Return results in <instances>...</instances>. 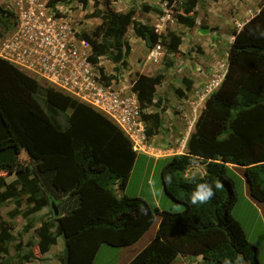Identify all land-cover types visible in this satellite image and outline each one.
<instances>
[{"label":"trees","instance_id":"trees-1","mask_svg":"<svg viewBox=\"0 0 264 264\" xmlns=\"http://www.w3.org/2000/svg\"><path fill=\"white\" fill-rule=\"evenodd\" d=\"M59 1L49 0L48 4L55 8ZM80 1L85 7V2ZM103 3L102 10L100 1L95 0V10L89 15L100 17L101 23L91 32L78 34L91 43L94 61L108 54L116 63L115 71L120 73V65L126 67L129 63L131 46L124 37L131 26L148 48L162 43L170 53L179 50L182 43L179 34L170 32L168 41L167 36L159 41L154 26L132 19L134 9L119 12L111 0ZM198 3L199 0H186L177 20L195 26ZM152 9L149 5L145 7L146 11ZM14 22V14L0 7V36L12 30ZM233 36L224 78L205 100L194 131L187 139V151L169 156L162 167L164 190L172 199L185 204L182 211L158 207L154 210L145 198L124 194L122 190L128 184L138 153L121 129L90 106L42 86L37 79L0 58L27 90L22 99L0 69V207L11 200L15 206L9 215L28 219L48 205L40 175L74 201L67 212L56 203L58 215L51 208V217L42 218L35 227L42 254L50 251L62 236L61 264H94L103 243L120 247L136 243L154 224L157 211L161 218L155 236L127 264H173L178 255H201L203 264H223L225 258L232 264H239L240 260L261 264L257 245L248 239L242 223L232 212L238 191L230 164L244 169L250 196L264 202V0L259 11L240 30H234ZM121 37L123 46L115 50L117 44L112 41ZM100 72L106 84L117 79L115 74L108 75L104 66ZM164 79V73L137 72L132 81L131 88L137 94L146 125L150 124L149 139L165 131L160 111L144 112L156 103L157 85ZM184 83L185 89L175 90L179 97H186L192 90V79L184 78ZM29 94L42 100L46 117ZM69 110L65 123L61 124L57 117ZM21 150L29 159V165L24 167L20 163ZM196 159L205 162L203 178L213 186L221 184L219 189L214 187V197L203 205L191 204L195 184L183 174ZM2 172H13L15 178L8 181ZM168 175L173 177L171 184L164 181ZM116 184L121 191L119 197ZM104 198L109 200L108 204H95H102ZM85 199L90 200L83 202ZM34 225L28 220L24 229L29 231ZM10 230L11 226L0 218V255L10 253V244L15 239ZM21 245L20 242L18 247ZM33 255L18 254V261L8 264H35Z\"/></svg>","mask_w":264,"mask_h":264},{"label":"rangeland","instance_id":"rangeland-1","mask_svg":"<svg viewBox=\"0 0 264 264\" xmlns=\"http://www.w3.org/2000/svg\"><path fill=\"white\" fill-rule=\"evenodd\" d=\"M94 1L83 0L85 2V7H83L80 0H61L53 9L57 16L65 17L74 30L81 34L83 32H91L102 21L100 17L89 16L95 10ZM99 1L101 3L99 8L103 10L104 0ZM111 1L116 11L128 12L130 9H134L135 13L132 15V19L154 26L159 36V41L163 36H167L166 40L168 41L170 32L179 34L182 38V43L177 52H168L162 43H158L153 49H150L146 46L144 40L136 35L131 26L124 37L131 46V56L130 58L128 56L130 59V61L128 59V65L126 67L120 65L121 72L117 73L114 69L116 63L110 59L108 54L99 57L98 61L103 64L108 75L115 74L117 76V79H113L116 85L125 88H129L132 85L138 61L142 62V64H149L148 66L151 67L154 65L155 69L152 67L154 74L159 72L165 74L164 81L156 90V103L144 110V112L160 111L165 128L164 133L150 138L153 149L148 154H153L152 156H172L184 153L187 151V139L190 133L194 131L195 122L205 105V100L220 85L216 86L214 80L217 79L221 83L223 78L232 31L239 28L240 24L248 16L254 14V10L257 6H260L262 0H199L195 9L196 25L193 27L180 23L176 17L177 14L183 12L186 0H172V2L170 0ZM7 4L8 0H0V7L6 9ZM147 5L153 9L146 11L145 7ZM123 40V37H121L112 41L117 44L115 50L122 48ZM158 46L161 47L158 48ZM156 51H158L157 58L150 57ZM169 62H172V64L170 65ZM145 67L146 65H144ZM0 69L10 86L24 99L23 97L24 94L27 95V90L14 78L12 71L2 61H0ZM184 78L196 81L195 83L193 82L192 90L187 92L186 97H179L175 90L176 88L185 89ZM29 96L38 106L40 113L46 117L47 113L42 100L35 94H29ZM69 113L70 110L61 113L57 117L61 124L65 123ZM148 124L149 122L146 128L150 126ZM153 138H155V141H153ZM20 160L22 167L29 165V159L22 150L20 151ZM164 163V161L155 162L151 158L139 155L132 168L128 184L122 192L130 196L145 198L154 210L158 207L160 210L182 211L185 208V204L172 199L164 190L162 179ZM185 173L188 176H192L193 173L196 176L204 175L205 162L201 159H196L183 172L184 176ZM232 173L236 179L238 191V199L233 206V215L240 219L248 233L249 240L258 241L262 245L259 251L260 256H258L261 264H264V202L257 201L250 196L242 167H232ZM1 174L9 181L15 178L13 172H2ZM40 178L45 184L46 197L50 201L40 211L31 214L28 219L22 215L12 218L9 215V211L15 206L13 201L10 200L0 207V218L6 220L11 226L10 231L15 237L10 244V253L0 255V261L5 264L16 263L18 261L17 255H23L27 252L34 254L33 260L35 264H61L59 256L64 250L62 236L58 238V243L52 246L50 251L42 254L38 249L35 227L39 226L42 218L51 217L52 202L57 201L58 205L61 206L60 209L63 212H67L74 205V201L68 198V195H64L54 189L44 175H40ZM153 185L155 191L150 189V186ZM114 188L117 192L116 194H121L118 186H114ZM94 194L102 195V193ZM104 199L102 204L94 203L97 206L108 204L109 200ZM89 200L85 199L83 202ZM26 208L27 206L24 204L22 209L25 210ZM160 218V214L155 211L154 224L133 245L120 247L103 243L96 255L94 264H127L153 239ZM28 220L35 225L29 231H26L24 226ZM20 242L22 247L19 248L18 244ZM180 263L181 256L177 257L173 262V264Z\"/></svg>","mask_w":264,"mask_h":264},{"label":"built area","instance_id":"built-area-1","mask_svg":"<svg viewBox=\"0 0 264 264\" xmlns=\"http://www.w3.org/2000/svg\"><path fill=\"white\" fill-rule=\"evenodd\" d=\"M49 0H8L13 29L0 36V58L103 114L131 141L134 151L151 153L146 121L136 92L101 80L91 43L68 20L57 16ZM161 46H158L160 48ZM158 51L151 57L157 58ZM101 57V56H99ZM214 84L218 86L219 80Z\"/></svg>","mask_w":264,"mask_h":264},{"label":"crops","instance_id":"crops-1","mask_svg":"<svg viewBox=\"0 0 264 264\" xmlns=\"http://www.w3.org/2000/svg\"><path fill=\"white\" fill-rule=\"evenodd\" d=\"M255 12H254V14L255 13H257L258 11H259V6H257L256 7V9L254 10ZM253 14V15H254ZM253 15H250V16H248L247 17V19L243 22V23H241L240 24V27L239 28H237L236 30H240L242 27H243V24L247 21V20H249ZM234 31V30H233ZM233 31H232V36H231V39H230V41H229V45H228V49H229V46H230V44H231V42L233 41V39H234V36H233ZM130 56H131V54L129 55V58H130ZM150 57H151V55H150ZM149 57V58H150ZM128 58V59H129ZM150 59H152V58H150ZM129 61H130V59H129ZM153 61H154V59H153ZM155 63V62H154ZM130 64H131V62H130ZM144 65H146V67L144 68ZM149 64H142V62H139L138 61V63H137V68H136V70H135V76H136V73L137 72H141V73H144V74H147V75H155L154 74V71H153V68L152 67H154V65H152V67L151 66H148ZM227 65H228V52H227V58H226V63H225V67H226V69H225V71H224V74H225V72H226V70H227ZM154 69H155V67H154ZM159 73H161V72H159ZM157 74V73H156ZM223 77H224V75H223ZM135 78V77H134ZM223 79V78H222ZM195 81L196 80H193V82L195 83ZM161 84H159V85H157V87L158 86H160ZM161 133H164V131L163 132H160L159 134H161ZM158 135V134H157ZM156 136V135H155ZM177 137V136H176ZM153 141H155V138H153ZM139 155H142V156H145V157H148V158H151V159H153L155 162H159V161H166V159L169 157V156H152L153 154H148V153H139L138 154V156ZM137 156V157H138ZM136 160H137V158H136ZM136 162V161H135ZM230 166H232L233 167V165L232 164H230ZM187 170V169H186ZM187 172V171H186ZM206 172V171H205ZM185 176H188L186 173H185ZM9 181V180H8ZM116 186H118L117 184L115 185V187ZM118 195V194H117ZM121 194H119L117 197H119ZM55 202H57V201H55ZM57 204H58V202H57ZM239 219V218H238ZM239 221H240V219H239ZM241 222V221H240ZM244 229H245V227H244ZM245 231H246V229H245ZM246 234H247V236H248V233H247V231H246ZM249 239V238H248ZM251 241V240H250ZM252 243H254V244H256L257 245V247H258V250L260 251L261 250V248H262V245L260 244V243H258V241H251ZM259 251H258V255L260 256V253H259ZM179 256H181V263L180 264H203V257L201 256V255H197V256H182V255H178L177 257H179ZM176 257V258H177ZM175 258V259H176ZM174 259V260H175ZM239 264H249L248 262H246V261H244V260H241L240 262H239Z\"/></svg>","mask_w":264,"mask_h":264},{"label":"clouds","instance_id":"clouds-1","mask_svg":"<svg viewBox=\"0 0 264 264\" xmlns=\"http://www.w3.org/2000/svg\"><path fill=\"white\" fill-rule=\"evenodd\" d=\"M189 179L192 183L195 184L194 190L192 191V193L190 195V201H191V204H193V205H203V204L207 203L215 195L214 187L216 189H219L221 187L220 183H216L213 186V184H211L207 180H205L202 175L200 176L199 181H198L195 173H193V175L190 176ZM164 181L167 184H171L173 182V177L171 175H168V176L164 177ZM150 189L152 191H155L154 185L150 186ZM140 211L143 213V212H145V209L142 207L140 209ZM223 264H232V262L230 259L225 258V260L223 261Z\"/></svg>","mask_w":264,"mask_h":264},{"label":"water","instance_id":"water-1","mask_svg":"<svg viewBox=\"0 0 264 264\" xmlns=\"http://www.w3.org/2000/svg\"><path fill=\"white\" fill-rule=\"evenodd\" d=\"M51 205H52V208H53L54 211H55V214L58 215L59 211H58V207L56 206L55 202H52ZM221 225H222V224H221V222H220V220H219V224H218V226H221Z\"/></svg>","mask_w":264,"mask_h":264},{"label":"bare ground","instance_id":"bare-ground-1","mask_svg":"<svg viewBox=\"0 0 264 264\" xmlns=\"http://www.w3.org/2000/svg\"><path fill=\"white\" fill-rule=\"evenodd\" d=\"M184 144V143H183ZM184 146V145H183Z\"/></svg>","mask_w":264,"mask_h":264}]
</instances>
